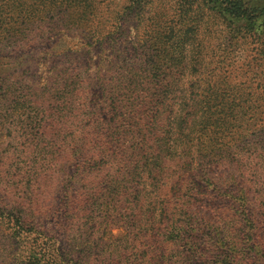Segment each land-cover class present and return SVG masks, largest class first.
Instances as JSON below:
<instances>
[{
  "label": "trees",
  "instance_id": "1",
  "mask_svg": "<svg viewBox=\"0 0 264 264\" xmlns=\"http://www.w3.org/2000/svg\"><path fill=\"white\" fill-rule=\"evenodd\" d=\"M64 29L82 44L49 40ZM5 120L0 264L246 258L236 245L254 239L264 181V4L0 0Z\"/></svg>",
  "mask_w": 264,
  "mask_h": 264
},
{
  "label": "rangeland",
  "instance_id": "2",
  "mask_svg": "<svg viewBox=\"0 0 264 264\" xmlns=\"http://www.w3.org/2000/svg\"><path fill=\"white\" fill-rule=\"evenodd\" d=\"M264 4V0H261ZM159 7L171 8L173 0H156ZM158 12V11H157ZM159 13V12H158ZM161 15L164 17L166 15L164 20L167 19L168 21L172 18V10H169V13H167L166 10L162 8ZM152 16V13H151ZM161 16H158V18ZM195 23V20L194 22ZM217 32L216 35L219 37L220 40H222L223 32L220 30L221 25H217ZM147 28H140L138 30L139 33H142L143 30H146ZM135 29H131L130 36L131 38H134L135 36ZM146 36V34H145ZM54 39L56 44L61 45V47H78L82 44L83 39L81 37V33L79 31L75 30H60L58 33H56L55 36H51L49 40ZM142 39V38H141ZM39 74L42 79L45 78V75L47 73V65L46 64H39ZM11 124L6 122L0 123V150L7 149L8 147L13 145L12 140L9 138V135L11 133ZM65 166L59 167L57 171L55 172V177H58V179L66 178V169L63 170ZM47 193L41 195V202L42 204L49 205L54 201L52 198L53 192L52 189H47ZM56 199L55 201H57ZM251 205L254 207V214L256 217V220H254V224L252 225L250 229V225L248 224L247 228H249L250 232L253 234L254 239L249 243L246 244L241 241V238L239 239V243L236 245L243 251L247 252L246 258L243 259H224L219 257L218 259L211 258L213 262L211 264H264V181H260L256 184V186L253 189V192L251 193ZM1 226V225H0ZM122 229L117 228L114 226L112 229V232L114 234H121ZM72 230L70 231L71 234ZM240 235L244 236V231L240 232ZM58 244L65 245V237L64 235L58 234L57 236ZM233 243L228 242V244L224 245V249H232ZM195 247H193L194 249ZM188 256L184 257L183 259L179 260L178 262H173V264H208L209 260L205 261L204 258H201L200 255L188 252Z\"/></svg>",
  "mask_w": 264,
  "mask_h": 264
}]
</instances>
